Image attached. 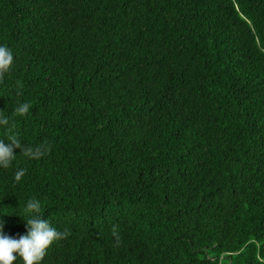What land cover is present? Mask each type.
Returning <instances> with one entry per match:
<instances>
[{
    "label": "trees",
    "instance_id": "1",
    "mask_svg": "<svg viewBox=\"0 0 264 264\" xmlns=\"http://www.w3.org/2000/svg\"><path fill=\"white\" fill-rule=\"evenodd\" d=\"M0 45V139L47 147L6 235L34 197L43 264H264V0H0Z\"/></svg>",
    "mask_w": 264,
    "mask_h": 264
},
{
    "label": "clouds",
    "instance_id": "2",
    "mask_svg": "<svg viewBox=\"0 0 264 264\" xmlns=\"http://www.w3.org/2000/svg\"><path fill=\"white\" fill-rule=\"evenodd\" d=\"M15 57L12 50L0 45V76L11 71L14 66ZM29 103H21L15 108V112L23 116L30 110ZM9 120L0 118V127H8ZM30 160H38L43 157L47 147H32L23 144L15 136L8 140L0 139V169H7L14 166L17 154ZM25 175V169L19 168L15 171V181L19 182ZM42 203L38 198H30L24 205L23 212L18 216L25 223L27 233L13 238L6 235L4 229L6 221L0 218V264H16L21 260L23 264H43L48 250L59 240L68 235L67 231L61 232L54 227L48 219L41 215ZM17 215V214H15ZM3 215H0L2 217Z\"/></svg>",
    "mask_w": 264,
    "mask_h": 264
}]
</instances>
